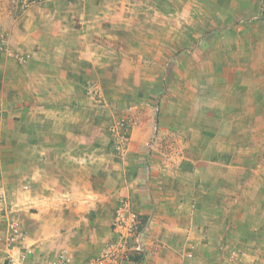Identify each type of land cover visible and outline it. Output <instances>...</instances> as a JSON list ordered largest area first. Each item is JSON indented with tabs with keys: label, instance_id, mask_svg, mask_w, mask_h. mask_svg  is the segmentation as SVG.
Listing matches in <instances>:
<instances>
[{
	"label": "rangeland",
	"instance_id": "1",
	"mask_svg": "<svg viewBox=\"0 0 264 264\" xmlns=\"http://www.w3.org/2000/svg\"><path fill=\"white\" fill-rule=\"evenodd\" d=\"M41 133L92 249L29 240L15 201ZM14 223L35 261L264 264V0H0V263Z\"/></svg>",
	"mask_w": 264,
	"mask_h": 264
},
{
	"label": "crops",
	"instance_id": "2",
	"mask_svg": "<svg viewBox=\"0 0 264 264\" xmlns=\"http://www.w3.org/2000/svg\"><path fill=\"white\" fill-rule=\"evenodd\" d=\"M223 108L224 105L220 107V109ZM220 120V123L228 121L223 120V117ZM37 132L38 131L35 133ZM45 136L46 135L42 133L39 136L36 134L34 136V141H37L40 146L38 145V149H35V144L31 143L29 144V149H27L24 154V157L29 158V161L31 160L36 166L35 168L31 166L27 168V179L24 177V186L26 188H24L23 195L16 198L15 201L16 207H25L26 216L31 222H33V224H36L37 227L39 225V227L43 228L41 232L36 231L38 234L35 233L33 237L29 236L31 237L29 240L30 242L36 243V245L43 248V250L49 251L59 249L60 244H64L67 246L68 250H72L73 252H80L81 249L83 250L85 248L92 249L95 244V239L99 233L97 232L94 224L89 225L86 228L79 229L80 226H78V220H84V218L88 220L89 217L87 215H83L82 210H74L73 212L75 215L73 216L72 209L70 208V211H68L67 207L70 206H68L67 201L61 199L62 194L59 189L61 188L62 183H64L63 180L65 178L62 167V162L65 157L64 150L61 144H59V146L48 144V140H44ZM43 144L45 145V149L41 148L43 147ZM230 156L232 161H236L238 159L237 150L234 151L232 149ZM33 163L31 164L33 165ZM214 163L215 174H213V176L217 179L220 177L223 178L222 182L224 183V164L220 160H215ZM239 166L240 165H238V167ZM229 167L226 166V170H230ZM170 171L171 169L167 168V172ZM44 190L50 191V194L47 195V193H44ZM87 202L89 204V199ZM135 203L133 206L135 207L136 205V209L138 210L139 207L137 202ZM177 203V209H175V212L184 213L185 210H187L191 213V217L194 215L193 209L191 210V208L183 201H177ZM84 212H86V209ZM70 216H73V218L71 219ZM92 216L93 215L90 216L89 223L91 222ZM191 217L189 218V216H187L186 220L191 221ZM45 218H49L50 222L53 223L55 227L53 228L51 226H47L44 222ZM58 221L61 222L59 226L57 223L60 222ZM76 228H78V230H76ZM151 228L153 229V227ZM180 228L184 234H188L187 238L196 234L194 228H186L182 225Z\"/></svg>",
	"mask_w": 264,
	"mask_h": 264
},
{
	"label": "built area",
	"instance_id": "3",
	"mask_svg": "<svg viewBox=\"0 0 264 264\" xmlns=\"http://www.w3.org/2000/svg\"><path fill=\"white\" fill-rule=\"evenodd\" d=\"M128 205L125 208H121V211H127ZM129 213V218H136L135 214ZM20 233L17 225L14 223L11 226V234L8 235L6 241L9 243L5 248L6 257L0 264H69L63 258L45 259L44 261H35L33 253L28 248H22L20 242ZM137 252H141L142 249L138 246L135 248ZM117 249L111 248L106 250L100 257L91 258L84 261L82 264H110L114 262ZM238 264V263H233Z\"/></svg>",
	"mask_w": 264,
	"mask_h": 264
},
{
	"label": "trees",
	"instance_id": "4",
	"mask_svg": "<svg viewBox=\"0 0 264 264\" xmlns=\"http://www.w3.org/2000/svg\"><path fill=\"white\" fill-rule=\"evenodd\" d=\"M143 219H145L144 217H143ZM141 257H138V259H140Z\"/></svg>",
	"mask_w": 264,
	"mask_h": 264
}]
</instances>
